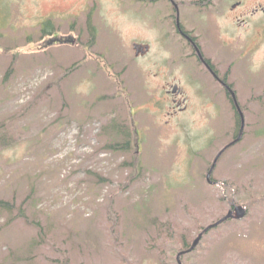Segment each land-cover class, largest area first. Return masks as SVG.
<instances>
[{"label":"rangeland","instance_id":"rangeland-1","mask_svg":"<svg viewBox=\"0 0 264 264\" xmlns=\"http://www.w3.org/2000/svg\"><path fill=\"white\" fill-rule=\"evenodd\" d=\"M174 1L244 114L215 184L237 110L169 0H0V264H177L232 204L182 264H264V0Z\"/></svg>","mask_w":264,"mask_h":264},{"label":"flooded vegetation","instance_id":"flooded-vegetation-1","mask_svg":"<svg viewBox=\"0 0 264 264\" xmlns=\"http://www.w3.org/2000/svg\"><path fill=\"white\" fill-rule=\"evenodd\" d=\"M169 3L171 4V9L173 10V15H171L172 16L171 20H172V25L174 27L175 33L179 36V38L181 40H183L185 42V44L188 47L191 48L192 51L190 52V55L193 56L200 64H202L204 66L205 70L211 75V77H213V79L216 80L220 84L221 89H222V92H223L225 98L226 99L227 98L229 99V97H231V95H229L230 94V87L228 86L227 81L224 79V76H220L219 75L218 70L212 64V61L208 57L204 56V54L202 52V49H201V47L199 46V44L197 42V39L194 36H192L189 33V31L186 30L184 28V26L182 25V23L180 22L179 6H178V4L174 0H169ZM238 4H240L239 1H237V3L234 6H236ZM234 6H232V7H234ZM136 46L138 47V49H136ZM141 47H143V51L137 53V50H140ZM133 48H134V51H135L136 56L146 55L149 52V49H150L149 48V45L147 43H134L133 44ZM162 88H163V91L165 92V95H167L165 97V99L168 100V103H167V106L168 107L165 110V116L168 117L167 120H166V122L168 123L169 121L172 120V118L178 117L180 113H183V112H185L187 110V96H185V92L183 91L184 88H182L177 83H166L165 85L163 84V87ZM231 99H232V102H233L232 105L236 108L235 102H234V100H233L232 97H231ZM236 110H237V108H236ZM237 113H238V111H237ZM237 136H234V138H233V140L231 142H233L236 139ZM138 140H137L136 146H138ZM231 142H229V144ZM215 183L216 182L213 181V183H210V184H215ZM235 205H237V204L230 205L229 208H228V211L229 210H232ZM220 219H218L214 223L218 222ZM232 219L233 218H230L228 220H232ZM226 221H224V222H226ZM224 222H222V223H224ZM214 223H212L210 225H213ZM222 223H220V224H222ZM220 224L214 225V226H212L210 228H208V226H210V225H208V226H206L208 229H206V227H205L203 230H201L200 233H202L201 234L202 236H201L200 241L197 244V246L200 244L203 236L206 235L205 233L207 231H209L213 227L218 226ZM200 233L196 234L195 238ZM192 242H191V244H192ZM191 244L190 245H186V247L183 246L184 248L180 249L177 252V255L179 253L183 252L179 256V262H178V258H177V255H176L177 264H182L181 257L182 256H185V255H187V254H189L191 252H193L195 250V248H197V246H196L192 251L187 252V250L191 246Z\"/></svg>","mask_w":264,"mask_h":264},{"label":"water","instance_id":"water-1","mask_svg":"<svg viewBox=\"0 0 264 264\" xmlns=\"http://www.w3.org/2000/svg\"><path fill=\"white\" fill-rule=\"evenodd\" d=\"M176 5V4H175ZM264 11V9H263ZM147 48V47H146ZM136 49H138V47L136 46ZM143 51V47L140 48V50H137V53L139 52H142ZM230 94H231V97L233 98L234 102H235V105H236V108H237V111H238V114L240 116V129H239V133H238V136L236 137V139L231 142L230 144H228L226 147H224L222 149V151H220V153L217 155V157L214 159V161L212 162L207 174H206V180L209 182V183H213V181L211 180V174L214 170V167L216 165V162L218 160V158L220 157V155L223 153V151L228 148L229 146L233 145L234 143L238 142L241 138H242V135H243V130H244V124H245V120H244V114L242 112V110L240 109L239 105H238V102H237V99H236V96H235V93L233 91L230 90ZM246 213H247V210L244 206L242 205H235L234 208L232 210H229L227 212V214H225L218 222L214 223L213 225H210L208 226V228L214 226V225H217V224H220L230 218H233V219H242L243 217L246 216ZM206 228V229H208ZM205 229V230H206ZM202 233H200L192 242L191 246L188 248L187 252H190L192 251L196 246L197 244L199 243L200 241V238H201V235ZM183 253V252H181ZM179 253L177 255V258H178V262H179V256L180 254Z\"/></svg>","mask_w":264,"mask_h":264},{"label":"trees","instance_id":"trees-1","mask_svg":"<svg viewBox=\"0 0 264 264\" xmlns=\"http://www.w3.org/2000/svg\"><path fill=\"white\" fill-rule=\"evenodd\" d=\"M44 27H45V25H44ZM89 29H90V34H91L90 42H92L95 34H94V31L91 28V26H89ZM41 31H42V33H45V34L51 33V31L45 30V29H41ZM229 98H230L231 103H233L231 97H229ZM233 108H234V110H236V108L234 106H233ZM235 116H236L237 125L240 126V116L238 115L237 111L235 112ZM109 148L114 149V150H121V151L128 150L130 148V140L125 141L123 143L110 144ZM12 205L13 204L10 203L9 201L0 200V210H2V211L5 210V211H9V213H12V211L16 210V208L14 206H12ZM17 211H18V213H17L16 217L22 216L24 214L23 211H21L19 208H17ZM13 219H15V217ZM183 246L186 247V243H183ZM184 247H182V248H184Z\"/></svg>","mask_w":264,"mask_h":264}]
</instances>
